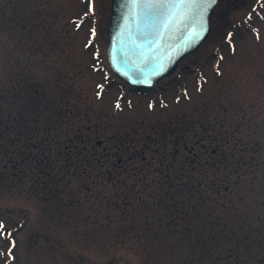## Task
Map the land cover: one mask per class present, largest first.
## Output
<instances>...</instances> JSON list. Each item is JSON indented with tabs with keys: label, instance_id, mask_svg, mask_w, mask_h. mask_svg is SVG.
<instances>
[{
	"label": "rangeland",
	"instance_id": "374dc122",
	"mask_svg": "<svg viewBox=\"0 0 264 264\" xmlns=\"http://www.w3.org/2000/svg\"><path fill=\"white\" fill-rule=\"evenodd\" d=\"M110 13L111 0H0V221L15 242L9 255L0 238V264H264V180L235 220L183 214L178 198L166 213L104 195L114 181L81 149L118 178L166 177L163 145L183 135L194 151L169 162L224 160L212 148L229 143L264 162V0H221L206 40L149 90L112 72ZM203 170L186 173L225 172Z\"/></svg>",
	"mask_w": 264,
	"mask_h": 264
},
{
	"label": "trees",
	"instance_id": "16d2710c",
	"mask_svg": "<svg viewBox=\"0 0 264 264\" xmlns=\"http://www.w3.org/2000/svg\"><path fill=\"white\" fill-rule=\"evenodd\" d=\"M195 133L197 134L198 132ZM182 134H184V132H182ZM223 134H225V137L231 136L232 139L237 136L234 131H223ZM181 139H185V141L182 142L183 144L179 138L174 142L175 150L170 149L167 143L163 145V151L165 153L163 164L166 166L162 169L155 168V170L162 173L167 172L164 178L158 175L141 174L144 170L143 167H141V169L131 167V170H136V173L129 172L130 168H127L126 172L130 174L118 178L120 175L118 167L122 165L117 166L116 163L111 164V162L106 159H102L98 150L94 152L90 151L92 154H89V146L87 144L81 147L87 154L84 167H90L89 170L101 168L102 172L109 175L114 181V184L111 185L104 178L102 179L101 183L104 195H109V193H113L114 191H125V193H127L126 195H131L132 205L135 207L145 205L153 210L155 207H159L161 211L164 210L166 212V209L170 208L173 201L178 198V205L180 206L179 211L183 214H190L192 211H195L200 217L209 218L210 220L214 219L215 221H222L225 215H230L234 220L237 219V213L241 212V209H239L240 204L246 202L247 207L251 206V203L247 201L251 198L252 200L254 199V192L258 189L259 180H264V162L258 161L259 159L253 161L235 159L233 154L237 153L238 148L233 143H229L226 148H219V146H214L212 148V151L217 154H225L226 151L232 152H227L224 160L222 158L221 160L213 162L200 161L195 163V160L189 161V158L186 157L181 161H177V164L176 161L169 162V158L171 161V157L177 156L185 150H193V148L188 147L186 135H183ZM144 145L146 148H150L146 144ZM126 148H131V146L123 142L117 147V150L121 152ZM137 149L142 153L145 151L144 147H140V149L137 147ZM156 150L159 151L161 148L158 147L154 151ZM258 150L261 152V147H258ZM194 154L197 155L196 152H194ZM133 155H135V152ZM228 155L232 158L229 159L227 157ZM119 156V158H121V155ZM52 165L53 163L50 162V170H52ZM111 165H115L114 168H112ZM198 165H201V167L197 168ZM203 169H205V171L213 170V172H224L225 170V172L222 176L217 173L214 175L206 173L202 176H195L192 173V176H189V173H186L187 171L193 172L195 170L204 171ZM179 170L183 172L176 176L171 175L172 172ZM42 172H46L45 168L42 169ZM116 172L117 175H114ZM249 175L250 177H248ZM250 195L251 198L249 197ZM232 197L236 200L235 204L230 203ZM226 218L228 217L226 216Z\"/></svg>",
	"mask_w": 264,
	"mask_h": 264
},
{
	"label": "water",
	"instance_id": "95a60500",
	"mask_svg": "<svg viewBox=\"0 0 264 264\" xmlns=\"http://www.w3.org/2000/svg\"><path fill=\"white\" fill-rule=\"evenodd\" d=\"M219 1L134 8L132 0H112L107 57L113 72L136 89L154 88L205 41ZM142 10L155 14L141 18L137 14ZM154 25L161 33L155 39Z\"/></svg>",
	"mask_w": 264,
	"mask_h": 264
},
{
	"label": "snow or ice",
	"instance_id": "6c2138e0",
	"mask_svg": "<svg viewBox=\"0 0 264 264\" xmlns=\"http://www.w3.org/2000/svg\"><path fill=\"white\" fill-rule=\"evenodd\" d=\"M197 2H203V0H132L133 6L135 7H140L142 5H167V4H196ZM150 14H155V13H148L145 11H141L139 12L137 15L141 18L150 15ZM164 27H167V24H164ZM152 36L153 39H155L156 37H159L161 35L160 31H159V26H153L152 27ZM198 35V33H197ZM98 88H103L102 85H98ZM99 96V93H98ZM116 107L119 108V102L116 103ZM11 231L10 230H6L5 229V225L2 221H0V238H6L9 240L10 242V246L7 250V253L10 255L12 249L15 247V242L11 240ZM3 252H0V255H3Z\"/></svg>",
	"mask_w": 264,
	"mask_h": 264
}]
</instances>
